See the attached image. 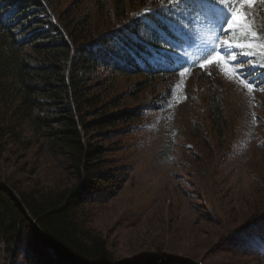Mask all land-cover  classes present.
<instances>
[{"label":"trees","instance_id":"1","mask_svg":"<svg viewBox=\"0 0 264 264\" xmlns=\"http://www.w3.org/2000/svg\"><path fill=\"white\" fill-rule=\"evenodd\" d=\"M230 1L0 0V162L34 146H45L62 162L61 175L50 183L37 179L19 189L15 181L5 182L72 264H129L117 259L105 238L83 219L85 204L104 201L123 181L101 141L124 136L143 111L162 108L173 96L177 77L188 65L182 60L183 35L192 42L195 26L208 13L225 20L220 51L225 61L235 64L247 82L259 84L264 96V26L255 17L229 28ZM249 8L255 12L256 7L248 6L238 13ZM229 44L233 47H226ZM240 52L252 56L233 60ZM145 92L150 94L146 102L141 98ZM208 93L185 138L200 146L199 154L191 155L193 161L219 165L233 142L234 115L213 86ZM34 168L24 163L21 171L31 173ZM249 193L246 212L228 216L220 200H208L199 191L207 217L235 225L227 232L258 225L264 235V184ZM26 233L41 243L9 193L0 189V264H15ZM220 243L207 247L203 260L222 251ZM227 249L234 257H260L253 248ZM165 255L162 248L145 250L135 264Z\"/></svg>","mask_w":264,"mask_h":264},{"label":"rangeland","instance_id":"2","mask_svg":"<svg viewBox=\"0 0 264 264\" xmlns=\"http://www.w3.org/2000/svg\"><path fill=\"white\" fill-rule=\"evenodd\" d=\"M230 4L233 13L243 7H256L254 13L251 8L239 13L242 19L235 26L255 17L264 26V0H231ZM221 23L222 18L208 13L207 21L195 27L198 35L193 42L186 39L190 45L181 53L189 67L177 77L173 96L162 108L143 111L140 121L128 133L121 134L124 136L114 135L101 141L112 168L123 181L104 201L85 204L87 215L83 219L105 238L117 259L129 264H135L145 250L155 248L202 264H264V235L258 225L246 232H227L235 225L214 215L207 217L199 195L202 190L208 200H220L229 209L228 216L235 215L246 212L249 192L264 184V96L260 87H247L248 82L236 65L225 61L220 52L224 45L220 41ZM211 86L232 108L233 142L222 164L212 161L200 165L193 161L195 156L191 157L193 152L199 154L200 146L194 147L185 138L186 127L200 114ZM148 95L149 92L141 94L144 102ZM24 163L27 168L35 167L31 173L21 171ZM61 163L45 146H34L0 162V182L8 185L15 181L19 189L37 179L50 183L61 175ZM208 186L211 189L205 195L203 189ZM216 242L224 246L217 247L222 251L203 260L207 247L214 248ZM228 247L239 251L253 248L260 257H234ZM58 260L54 250L26 233L15 264H59Z\"/></svg>","mask_w":264,"mask_h":264},{"label":"water","instance_id":"3","mask_svg":"<svg viewBox=\"0 0 264 264\" xmlns=\"http://www.w3.org/2000/svg\"><path fill=\"white\" fill-rule=\"evenodd\" d=\"M0 189H3V190H5V191H7L9 193V195L12 197V199L16 203L17 207L23 213L25 219L30 224V226L33 229L34 233L41 240V242H43L44 244L49 246L51 249H53L55 251L56 255L58 256V258L60 260H62V262L64 264H72L70 259L65 255V253L61 249L60 245L57 242H55L54 240L46 237L42 233V231L38 228L35 220L28 214L26 208L22 204V202H21L19 196L16 194V192L12 188H10L8 185H6L5 183H2V182H0ZM167 259H175V260L183 261V262H186V263H189V264H202L201 262L196 261V260H194L192 258L176 256V255H171V254L165 255V256H163L161 258H147L146 262L144 264L151 263V262L158 263V262H161V261H165Z\"/></svg>","mask_w":264,"mask_h":264},{"label":"snow or ice","instance_id":"4","mask_svg":"<svg viewBox=\"0 0 264 264\" xmlns=\"http://www.w3.org/2000/svg\"><path fill=\"white\" fill-rule=\"evenodd\" d=\"M221 2H222V0H221ZM246 2L247 3H251L252 0H246ZM164 14L167 15V16H170L168 13H164ZM179 15H180V13H173L170 17L175 18V17H177ZM241 19L242 18L240 17L239 13H233V19L231 21H229V28H231L234 24H240ZM250 46L251 45H238L237 47L243 49L244 47H250ZM226 47L232 48L233 45H230L229 44V45H226ZM239 55H246V56L251 57L252 56V53H250V52H240L239 54H233L232 55V59L233 60H238ZM241 66H243V65H241ZM258 86H259V84H253L250 81L247 84V87H249V88L258 87ZM262 90H264V89H262Z\"/></svg>","mask_w":264,"mask_h":264},{"label":"bare ground","instance_id":"5","mask_svg":"<svg viewBox=\"0 0 264 264\" xmlns=\"http://www.w3.org/2000/svg\"><path fill=\"white\" fill-rule=\"evenodd\" d=\"M29 224V223H28ZM30 225V224H29ZM31 227V226H30ZM32 229V228H31ZM32 232L34 233V231H33V229H32ZM35 234V233H34ZM36 235V234H35ZM36 237H37V235H36ZM38 238V237H37ZM39 239V238H38ZM40 240V239H39ZM41 241V240H40ZM43 243V242H42ZM46 245V244H45ZM47 246V245H46ZM47 247H49V246H47ZM50 248V247H49ZM53 250V249H52ZM58 257V256H57ZM167 260H175V259H167ZM167 260H165V261H167ZM62 261V260H61ZM177 261H179V260H177ZM146 262V260L142 263V264H144ZM161 262H164V261H161ZM161 262H158V263H161ZM183 262V261H182ZM152 263H155V262H151V263H147V264H152ZM186 263V262H185ZM189 264V263H188Z\"/></svg>","mask_w":264,"mask_h":264}]
</instances>
